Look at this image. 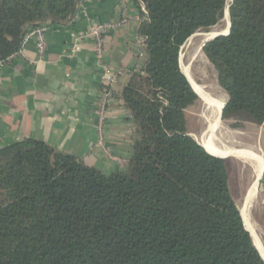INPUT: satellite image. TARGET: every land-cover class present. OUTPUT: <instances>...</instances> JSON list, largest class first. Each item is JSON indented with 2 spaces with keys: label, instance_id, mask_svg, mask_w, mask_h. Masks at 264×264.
Masks as SVG:
<instances>
[{
  "label": "trees",
  "instance_id": "16d2710c",
  "mask_svg": "<svg viewBox=\"0 0 264 264\" xmlns=\"http://www.w3.org/2000/svg\"><path fill=\"white\" fill-rule=\"evenodd\" d=\"M82 1L0 0V63L31 30L72 21ZM133 1L144 60L120 93L129 160L107 174L42 141L2 147L0 264H264L226 161L187 133L198 97L179 63L185 41L228 8V35L202 48L227 96L221 120L264 128V0Z\"/></svg>",
  "mask_w": 264,
  "mask_h": 264
},
{
  "label": "crops",
  "instance_id": "0c3cea01",
  "mask_svg": "<svg viewBox=\"0 0 264 264\" xmlns=\"http://www.w3.org/2000/svg\"><path fill=\"white\" fill-rule=\"evenodd\" d=\"M123 12L129 16L137 14L133 0H83L72 21L61 27H48L42 58H38L32 39L18 54L0 64V149L34 139L107 174L124 168L130 157L133 131L120 93L132 73L141 69L143 41L134 22L105 35V65L122 74L109 89L99 127L101 93L105 89L100 82L102 70L92 43L79 38L94 24L119 20ZM259 128L262 146L238 149L259 156L262 165L259 170L252 159L237 157L250 162L251 173L236 204L264 261V128ZM214 156L224 160L234 157ZM244 206L245 216L241 213Z\"/></svg>",
  "mask_w": 264,
  "mask_h": 264
},
{
  "label": "rangeland",
  "instance_id": "374dc122",
  "mask_svg": "<svg viewBox=\"0 0 264 264\" xmlns=\"http://www.w3.org/2000/svg\"><path fill=\"white\" fill-rule=\"evenodd\" d=\"M225 29H227V22L223 18L219 24L209 31L197 32L187 39L181 47L179 54L182 72L188 75L190 79L193 77L192 81L201 87L210 99L217 100L223 104L227 96L219 87L217 74L202 53L201 46L204 41L202 35L212 32L221 34ZM207 104L204 99L198 97L196 103L186 110L187 133L201 146L206 138L207 121L213 120L216 117V111L214 109L210 110ZM231 124L232 121L219 119L218 127L214 132V143L217 148L220 150H238L242 148L259 149V146H262L263 141L259 127L243 123L237 128H232ZM225 161L229 175L230 192L235 202L239 204L245 186L250 180V162L237 157H231ZM246 177H248V180H246Z\"/></svg>",
  "mask_w": 264,
  "mask_h": 264
},
{
  "label": "built area",
  "instance_id": "2783aa9c",
  "mask_svg": "<svg viewBox=\"0 0 264 264\" xmlns=\"http://www.w3.org/2000/svg\"><path fill=\"white\" fill-rule=\"evenodd\" d=\"M140 11L141 13L144 14L145 8L141 6ZM142 19H143L142 16L138 13L134 16H129L126 14V12H123L119 20L94 24L90 26L81 37H79L80 39H86L92 43V50H93L96 62L102 70L100 82L105 89L101 93V109H100V113L98 117L99 127L101 126L104 120L106 100L110 95L109 89L111 88V86L117 83L119 76L122 74L121 70L110 71L105 65V53H104L105 35L110 30L118 29L122 27L123 25L129 24L131 22L135 23L136 29L138 30L139 25L142 22ZM47 30H48V27H39V28H35L31 30L25 36L24 41L22 43V47L28 41L34 39L36 43L35 48H36L38 58L39 59L42 58L46 50L45 33Z\"/></svg>",
  "mask_w": 264,
  "mask_h": 264
},
{
  "label": "bare ground",
  "instance_id": "6f19581e",
  "mask_svg": "<svg viewBox=\"0 0 264 264\" xmlns=\"http://www.w3.org/2000/svg\"><path fill=\"white\" fill-rule=\"evenodd\" d=\"M224 19L227 22V17L225 16ZM228 24V22H227ZM219 32V31H218ZM227 29H225L221 34H226ZM216 32H212V33H207L202 35V38L204 39L203 43L207 40L212 38ZM192 37V36H191ZM200 37V36H199ZM198 37V38H199ZM202 39V40H203ZM202 42V41H201ZM200 51V50H199ZM182 64V63H181ZM185 67V66H184ZM187 68V67H186ZM188 69V68H187ZM188 71V70H187ZM184 73V72H183ZM185 74V73H184ZM186 75V74H185ZM192 89L194 90V92L198 95L199 98L204 99L208 104V107L211 109H214L216 111V117L213 120H208L207 121V129H206V138L204 140V142H202V146L204 147V149L212 154V155H221V154H230L234 157H243V158H249L252 159L254 162H256L259 170L261 168L262 165V159L257 156V157H253L251 154H249L248 152L245 151H240V150H220L219 148H217V146L214 143V132L216 131L218 124H219V114L220 111L223 107V103L219 102L217 100H212L210 99L204 92L203 89L201 87H199L197 84H195L192 79L189 78L188 75H186ZM207 107V108H208ZM219 142V141H218ZM246 206H244L241 209V213L245 216V208Z\"/></svg>",
  "mask_w": 264,
  "mask_h": 264
},
{
  "label": "water",
  "instance_id": "95a60500",
  "mask_svg": "<svg viewBox=\"0 0 264 264\" xmlns=\"http://www.w3.org/2000/svg\"><path fill=\"white\" fill-rule=\"evenodd\" d=\"M227 17V22H228V24H227V32H226V34H216V35H214L212 38H210V39H208V40H206L203 44H202V46H201V50H202V48L205 46V44L208 42V41H210V40H213L214 38H216V37H219V36H226V35H228V33H229V29H230V22H229V16H228V8H226V11H225V15H224V17ZM184 74V73H183ZM185 75V74H184ZM185 77H186V75H185ZM186 79H187V77H186ZM188 80V79H187ZM189 82V81H188ZM190 84V83H189ZM192 88V87H191ZM194 91V90H193ZM196 94V93H195ZM197 95V94H196ZM198 97V96H197ZM224 106H225V104H223V107H222V109H221V111H220V114H219V119H221V115H222V111H223V108H224ZM204 148V147H203ZM207 152V151H206ZM208 153V152H207ZM208 154H210V153H208ZM211 156H213V157H215V158H219V159H223L222 157H219V156H214V155H212V154H210Z\"/></svg>",
  "mask_w": 264,
  "mask_h": 264
}]
</instances>
